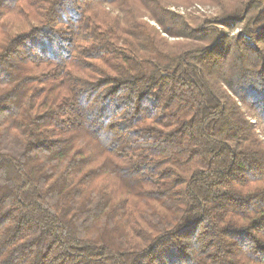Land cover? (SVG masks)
I'll use <instances>...</instances> for the list:
<instances>
[{"label":"trees","instance_id":"obj_1","mask_svg":"<svg viewBox=\"0 0 264 264\" xmlns=\"http://www.w3.org/2000/svg\"><path fill=\"white\" fill-rule=\"evenodd\" d=\"M183 1L0 0V264H264V0Z\"/></svg>","mask_w":264,"mask_h":264},{"label":"rangeland","instance_id":"obj_2","mask_svg":"<svg viewBox=\"0 0 264 264\" xmlns=\"http://www.w3.org/2000/svg\"><path fill=\"white\" fill-rule=\"evenodd\" d=\"M185 2V1H183ZM200 7L201 10H196L194 11V7ZM174 8V10H177L178 8H183V9H187V13L186 15L195 17V18H201V19H207L208 21L213 19L215 17L216 14V9L209 4H204L199 2V0H193L190 3L189 2H185L182 4H177V5H173L170 7V11H172V9ZM189 10V11H188ZM173 12V11H172ZM174 13H177L176 11ZM178 14V13H177ZM150 25L154 26V23L150 22ZM238 31H234V34H237ZM169 41H173L172 39H169Z\"/></svg>","mask_w":264,"mask_h":264},{"label":"built area","instance_id":"obj_3","mask_svg":"<svg viewBox=\"0 0 264 264\" xmlns=\"http://www.w3.org/2000/svg\"><path fill=\"white\" fill-rule=\"evenodd\" d=\"M172 9V8H171ZM194 9V11H196V10H201V8L200 7H198V6H196V7H194L193 8ZM187 9H183V8H178L177 10H174V8L172 9V11L173 12H177L178 14H180V15H186V13H187V11H186ZM189 11V10H188Z\"/></svg>","mask_w":264,"mask_h":264}]
</instances>
